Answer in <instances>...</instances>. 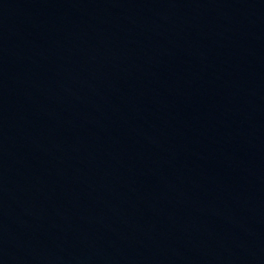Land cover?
Wrapping results in <instances>:
<instances>
[{
  "label": "water",
  "instance_id": "95a60500",
  "mask_svg": "<svg viewBox=\"0 0 264 264\" xmlns=\"http://www.w3.org/2000/svg\"><path fill=\"white\" fill-rule=\"evenodd\" d=\"M0 264H264V0H0Z\"/></svg>",
  "mask_w": 264,
  "mask_h": 264
}]
</instances>
